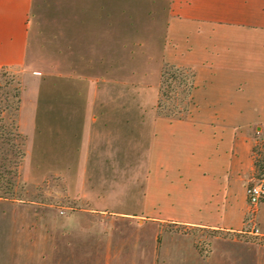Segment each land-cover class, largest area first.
I'll list each match as a JSON object with an SVG mask.
<instances>
[{
  "label": "crops",
  "instance_id": "1",
  "mask_svg": "<svg viewBox=\"0 0 264 264\" xmlns=\"http://www.w3.org/2000/svg\"><path fill=\"white\" fill-rule=\"evenodd\" d=\"M34 1L0 0V68L26 73L21 176L55 175L87 207L1 198L28 264H264V242L214 235L205 255L177 228L264 237V200L257 231L246 221L254 131L264 129V0H69L32 62ZM165 62L194 73L182 117L156 108ZM26 141L60 152L66 170L40 169ZM131 191L134 209L95 204Z\"/></svg>",
  "mask_w": 264,
  "mask_h": 264
},
{
  "label": "rangeland",
  "instance_id": "2",
  "mask_svg": "<svg viewBox=\"0 0 264 264\" xmlns=\"http://www.w3.org/2000/svg\"><path fill=\"white\" fill-rule=\"evenodd\" d=\"M68 1L69 0L34 1L31 18L35 30L34 35L31 37L32 52L29 56L30 61H38L40 47L45 45L51 46L53 44V42L44 41L42 38L45 36V33H52L54 31V19L60 17L64 10L60 6L68 3ZM23 69V66L0 68V199L7 198L17 199L23 202L35 201L38 204L44 203L46 206L55 208L57 212L70 210L67 206L78 208L87 207L86 202L66 196L63 193L64 184L62 180L55 175L47 177L39 184L27 183L21 176V166L24 159L21 152L23 149L25 152V143L24 145L22 144V138L18 135V132H20L16 125L18 114L14 105L16 102L15 92L17 90H19L21 98V91L24 84L23 77L26 74ZM42 75L47 76L48 74ZM135 75L137 74L134 72L126 74L127 77H133ZM110 76L111 78L116 77L117 74H110ZM171 87L172 89L168 92L169 95H162V100L168 105L178 104L182 98V93L180 92L181 86L173 81ZM114 90L116 91V88L112 89V91ZM60 93L63 98H65V95L70 96V93L68 92L65 94L64 90L60 91ZM25 96H31V87H29V85L26 87ZM254 135L255 143L253 151L255 166L249 181L256 180L259 177L264 178V129L258 132L254 131ZM27 150L29 151L28 153L32 163H35V160H39L40 169L45 170V168L56 166L59 167V169L64 168L63 170H66V159L60 152L57 153L58 151L56 152L54 149L48 148L46 149L47 151L41 155L38 152L37 144H30V142L27 144L26 141V151ZM128 154L130 157L134 156L133 152ZM118 155L122 156L124 154L120 153ZM12 195L15 197H11ZM138 202L137 196H134L133 191H131L125 194L122 200H105L103 202H95V204L104 205L108 210L119 211L134 209L138 206ZM11 209L9 205L0 202V264H28L27 252L30 247L21 246L19 244L22 238H19L18 233H14L13 242L11 240L12 231L8 222L9 218L7 217ZM49 211L53 212V209L50 208ZM255 222V217L252 223L247 221V230L252 229V224L256 226ZM185 231H190L194 234L199 250L205 255L209 254L211 238L214 235H225L245 240L264 242L263 236L239 231L213 234L208 228L202 227ZM25 238L26 235L23 236V240Z\"/></svg>",
  "mask_w": 264,
  "mask_h": 264
},
{
  "label": "trees",
  "instance_id": "3",
  "mask_svg": "<svg viewBox=\"0 0 264 264\" xmlns=\"http://www.w3.org/2000/svg\"><path fill=\"white\" fill-rule=\"evenodd\" d=\"M161 76H160V83H159V93L158 99L156 103V108L159 113L171 116V117H182L189 112V108L192 104L191 98V89L194 85L193 83V70L189 67L184 66H177L171 63H163L161 67ZM175 82L177 85L181 86L180 92L182 93V98L180 99L179 103L177 104H166L162 100V95H169V91L172 89L171 83ZM16 95V102L14 108L17 111L20 105V93L19 90L15 92ZM18 128V122L16 123ZM19 130V129H18ZM18 135L22 138V144L25 143V135L21 132H18ZM22 157L24 158V149L21 152ZM22 158V159H23ZM11 197H15L12 195ZM177 228H181L183 230H190L195 229L197 227H190L179 225ZM213 234L216 233H231V231H226L222 229H215V228H208Z\"/></svg>",
  "mask_w": 264,
  "mask_h": 264
},
{
  "label": "built area",
  "instance_id": "4",
  "mask_svg": "<svg viewBox=\"0 0 264 264\" xmlns=\"http://www.w3.org/2000/svg\"><path fill=\"white\" fill-rule=\"evenodd\" d=\"M246 196H247V221L253 222L255 212L257 210L258 204L264 200V178L259 177L256 180L249 181L246 184ZM252 231L256 232L257 227L252 224Z\"/></svg>",
  "mask_w": 264,
  "mask_h": 264
}]
</instances>
